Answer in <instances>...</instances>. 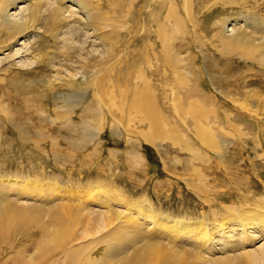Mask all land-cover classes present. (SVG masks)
I'll return each mask as SVG.
<instances>
[{"label": "rangeland", "instance_id": "obj_1", "mask_svg": "<svg viewBox=\"0 0 264 264\" xmlns=\"http://www.w3.org/2000/svg\"><path fill=\"white\" fill-rule=\"evenodd\" d=\"M33 1L19 0L16 5H29ZM78 1L58 0V4L76 7ZM145 1L92 0V5L97 4L104 9L113 5L115 8L113 12L119 16L123 15L128 7H133L130 20L132 28L121 33L118 51L124 53L131 51L134 58L143 52L146 41L155 42L156 36L153 31L160 17L155 16L153 12L159 14L162 12L163 17L164 5L166 1L170 3L169 0H154L149 11L142 15L141 12L147 3ZM172 1L177 8L180 6L179 0ZM230 1L234 4L226 6L225 9L219 5L208 11L201 10L200 4L199 7L194 5L193 14L198 20L196 29L193 31L188 24L190 34L183 39L185 42L182 43V39L176 42L177 46L180 43L185 46L180 51L183 60L194 62V68L186 65V69H190L188 71L191 72L192 85L199 82L204 89L203 95L214 105L205 103L203 106L202 104L194 106V111L197 109L205 111L206 107V111L213 114L210 113L207 118L195 122L200 127L196 130L194 127L196 124L192 123L189 116L185 125L172 109L160 107L164 114L175 120L177 128L184 133L183 139L187 145L199 150L201 157L197 159H194L180 142L174 145L171 140L162 138L156 141L155 149L144 144L138 136L124 134V129L113 123L109 114L106 116L100 105L92 101L88 91L84 92L87 96L86 101L72 108L73 117L66 115L65 120L59 119V115L67 114L68 110L64 107L63 101L78 97L83 92L74 93L65 88H56L49 92V95H55L57 102L51 106L43 103L42 107L48 109L44 114L41 111L44 108L36 103L40 90L35 86L29 87L30 90L26 86L23 87L20 81L11 84L13 76L0 83V181L6 182V179L14 181L19 178L36 181L41 185L46 183V188L49 182L57 186L49 194L47 192L42 201L34 199L33 196L17 198L12 192L8 194L7 197L13 201L17 200L18 203L27 201L43 207L44 210L40 214L19 215L12 211L7 213L0 230V248L5 251L2 256L5 258L0 260V264H41L38 260L30 259L37 257L36 244L40 240L43 241L41 231L46 229L50 236L55 237L62 234L65 228L74 229L75 219L78 220L79 217V212L70 217L64 215V212L57 211L53 213L54 217L52 215V218H48L46 216L49 212L48 207L71 205L73 199L74 203L89 202L95 193L92 189H88L87 192L84 187L86 184L105 185L127 197L145 198L162 213L169 212L179 218L191 217L192 220L209 221L211 220L209 212L213 211L218 219L227 205L237 209L241 206L248 207L264 197V66L253 62L238 50L224 52L213 44V32L217 27L214 22L223 17L230 20V27L233 24L232 19L238 18L236 27L243 26L244 30L254 32L259 38V33L253 31L249 23L246 24L248 27H245L242 17L254 14L264 19V0ZM46 18L47 13L40 16L35 25V32L46 33ZM126 20L123 19L122 22ZM78 25L67 20L62 30L68 32L71 28L78 29L81 27ZM193 32L197 34V43L193 38L195 37ZM130 33L135 34L136 38ZM83 34L84 31L77 30L75 40L82 41ZM36 36L28 34L27 39H20L18 45L12 48H19L23 42L27 48H31L29 49L31 52L38 48L41 36ZM92 42L93 39H89L86 45H94L100 49L99 42ZM44 50L54 54L53 47ZM89 50V47L84 49L85 52ZM9 53L5 50L0 54L1 68L10 69L12 62L18 61L15 57L5 59ZM34 54L35 52L28 57ZM23 55L24 53L21 56ZM56 62L62 65L69 63L62 58H57ZM53 74V72L48 74L46 78L52 77ZM116 89L119 88H114V96L117 94ZM109 90L106 89L102 96L104 103L111 106ZM120 100L121 95L114 99L115 103L121 102ZM89 103L98 119L83 112V106L86 107ZM180 113L183 115V112ZM113 114L120 118L118 119L121 123L125 122L124 126H128L130 130L140 128L136 120L130 123L126 118L124 120V115L119 111L113 109ZM136 117L138 118L134 115L135 119ZM97 120L100 123H97ZM144 126L145 124L141 125V128ZM200 134L206 138L209 136V139L212 137L215 148L209 149V144L200 141ZM5 185L6 183L0 182V188ZM61 189H65V192L71 193L72 196L68 198L63 195L54 196L57 190ZM88 205L95 210H106L104 206L98 207L93 203ZM111 206L117 208L115 204ZM58 220L61 222L54 226L53 223ZM230 238L232 243L239 244L238 236L231 233ZM219 240H214L215 246L221 245L222 240L220 238ZM259 244L261 245V242ZM259 244L257 243L258 246ZM241 248L242 246H239L235 252L239 253ZM105 249V245L95 242L91 249L92 256L100 257L105 253ZM219 255L225 256L216 254ZM153 261L154 264L158 263L156 260L150 262Z\"/></svg>", "mask_w": 264, "mask_h": 264}, {"label": "bare ground", "instance_id": "obj_2", "mask_svg": "<svg viewBox=\"0 0 264 264\" xmlns=\"http://www.w3.org/2000/svg\"><path fill=\"white\" fill-rule=\"evenodd\" d=\"M17 1L19 0H0V54L8 50L10 53L6 54L5 59L18 58V61L12 62L10 69L0 67V83L13 76L11 84L20 81L23 87L35 86L40 90L36 103L41 107L43 103L51 106L57 102L55 95H49V92L56 88H65L74 93L83 92L78 97L63 101L64 107L68 110L67 114L59 115V119H65L66 115L72 116L74 113L72 108L86 101L87 96L84 92L88 91L92 101L100 105L106 116L109 114L113 123L124 129V134L138 136L144 144L155 149L156 141L162 138L171 140L174 145L180 142L194 159L201 157L198 149L187 145L183 139L184 133L177 128L175 120L164 114L160 107L172 109L185 125L189 116L192 123L196 124L194 126L196 130L199 126L195 122L207 118L210 113L213 114L206 111V107L205 111L198 109L194 111V106L201 104L203 106L205 103L214 105L203 95L204 89L199 82L192 85L191 72L188 71L190 69H186V65L194 68V62L184 61L180 51L185 47L182 45L183 39L190 34L187 25L189 24L193 31L196 29L198 20L193 14V7H199L200 4L201 10L208 11L220 5L225 9L226 6L233 5V1L179 0L178 8L172 0H169V4L166 1L163 17L162 12L160 14L153 12L155 16L160 17L153 31L156 36L155 42L146 41L143 52L138 49L141 54L139 53L136 58L132 56L131 51L129 53L118 51L121 33L132 28L130 20L133 7H128L123 15L119 16L113 12L115 9L113 5L104 9L97 4L92 5V0H79L76 7H65L61 3L58 4V0H34L29 5H16ZM146 1L142 15L149 11L154 0ZM44 13H47L45 21L47 29L46 33L39 34L35 32V25ZM123 19L127 20L122 22ZM67 20L78 23L81 27L64 32L62 29ZM242 20L245 27L249 23L251 29L259 33V38L254 32L244 30L243 26L236 27L238 18L232 19L233 24L230 27V20L223 17L214 22L217 27L213 32V44L224 52L238 50L253 62L264 66V19L247 14ZM77 30L84 31L82 41L74 38ZM28 34L41 36L38 48L30 52L31 48H27L23 42L19 48H12L18 45L20 39H27ZM130 34L136 38L135 34ZM196 36L197 34L193 38L197 43ZM89 39H93L92 43L99 42L100 49L94 45H86ZM178 39H182L179 46L176 45ZM51 47L54 48L53 55L44 50ZM88 47L90 50L85 52L84 49ZM33 52L35 54L29 58ZM23 53L26 57L21 56ZM57 58H62L70 64L57 63ZM52 72L54 76L47 79V75ZM115 87L119 89H116L117 94L114 96ZM106 89H110L111 92L109 95L111 106L104 103L102 94ZM120 95L121 102H117L116 105L114 99ZM84 106L83 112L86 115L96 117L90 103ZM42 108L44 109L41 111L45 114L48 109L45 110V106ZM113 109L122 113L128 123L136 120L140 128L137 127L138 129L133 131L134 128L130 130L128 126H124L125 122L121 123L120 118L115 117ZM180 112H183V115ZM134 115L138 118L135 119ZM97 123L100 122L97 120ZM144 124L145 126L141 128ZM207 137L200 134L199 140L209 144V149L215 148L212 137L210 139ZM181 140L185 142L182 143ZM11 181L7 179L6 182L0 181L6 183L0 188V230L3 218L10 211L26 215L40 214L44 210L43 207L27 201L18 203L16 199V201L9 199L7 196L10 192L17 198L33 196L34 199L42 201L47 192L49 194L51 190L57 188L52 182H47L46 188V183L41 185L32 180L18 178ZM84 187L87 192L88 189H92L95 193L90 198L91 201L82 204L74 203L73 199L71 205L48 207L49 212L46 214L48 218H52L53 213L57 211L64 212V215L70 217L79 212V217L78 220L75 219L74 229L65 228L62 234L55 237L50 236L46 229L41 231L43 241L40 240L36 244L37 257H31V260H38L41 264H103L105 261V264H154V261L150 262L152 260H156L158 262L156 264H264V197L248 207L241 206L237 209L227 205L218 219L214 211L209 212L211 220L207 221L192 220L191 217L179 218L169 212L162 213L145 198L127 197L105 185L86 184ZM65 191L57 190L54 196L63 195L67 198L72 196ZM88 203L98 207L104 206L106 210H95L90 208ZM112 204L117 208L114 209ZM59 222L61 221L54 222V226ZM231 233L238 236L239 244L231 242ZM219 238L222 242L218 247L215 246L214 240ZM95 242L106 247L105 253L100 257L92 256L91 249ZM239 246H242L241 251L236 253ZM4 252L0 248V260L5 258L2 257Z\"/></svg>", "mask_w": 264, "mask_h": 264}]
</instances>
